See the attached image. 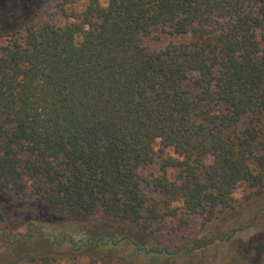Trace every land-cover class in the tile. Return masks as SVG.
I'll use <instances>...</instances> for the list:
<instances>
[{"label": "trees", "instance_id": "16d2710c", "mask_svg": "<svg viewBox=\"0 0 264 264\" xmlns=\"http://www.w3.org/2000/svg\"><path fill=\"white\" fill-rule=\"evenodd\" d=\"M27 3L0 1V264H144L145 238L191 240L261 192L264 0H88L65 25ZM59 215L79 237L46 230ZM216 239L175 254L208 264ZM230 254L264 264V232Z\"/></svg>", "mask_w": 264, "mask_h": 264}, {"label": "rangeland", "instance_id": "374dc122", "mask_svg": "<svg viewBox=\"0 0 264 264\" xmlns=\"http://www.w3.org/2000/svg\"><path fill=\"white\" fill-rule=\"evenodd\" d=\"M3 1V0H0ZM88 0H72L68 3L59 5L60 0H45V3H41V7L36 13V18L38 20L49 21L55 25H65L73 21V14L80 13ZM101 4L105 6L107 0H100ZM24 6H29L27 0H22ZM37 4V2H36ZM31 6V5H30ZM37 6V5H36ZM167 42L166 38L162 39H151L148 41V46L150 48H158L162 44ZM159 141H156L154 148L156 150L157 163L153 165L152 174H157L159 167ZM167 154L174 155L171 150H166ZM173 171L168 169V174L173 177ZM245 185L238 186L233 192V198L235 200V208L233 211L226 215L218 217L214 222L205 227L204 229H197L196 236L187 240H183L179 236H165L162 239H144V243L148 248L153 249L154 255L161 253L160 256H151L145 259L144 264H188L189 257L185 256V253L176 255L175 251L184 242H189L190 244H199L203 241H208L212 236H216L217 245L215 248H211L208 252L203 253L208 258V264H230L231 261V249L232 245L236 241H245L251 236L264 232V187L260 193L252 194L248 199L245 198ZM58 220V221H56ZM81 224L74 219L67 217H62L59 215L54 221L45 223V228L48 232L52 231L57 235L59 232L74 231L76 232L79 227L77 225ZM235 228V230H234ZM80 231V230H79ZM132 231V230H131ZM73 232V233H74ZM117 232V229H114ZM120 231L119 233H123ZM230 233L226 238L223 234ZM76 237H79L80 233L76 232ZM222 236V239L220 238ZM219 239V240H218ZM165 249V256L163 251ZM24 252H26L25 248ZM63 252H71V244L65 242L60 249ZM133 251L130 248L129 251H125V256L130 257ZM144 252V250H143ZM167 252V253H166ZM215 261V263H213ZM62 264H70V261H64Z\"/></svg>", "mask_w": 264, "mask_h": 264}]
</instances>
